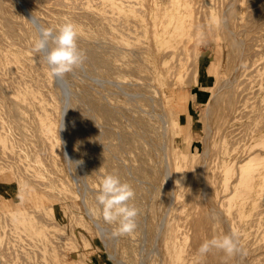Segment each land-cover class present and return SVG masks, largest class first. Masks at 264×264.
Listing matches in <instances>:
<instances>
[{
	"label": "rangeland",
	"instance_id": "1",
	"mask_svg": "<svg viewBox=\"0 0 264 264\" xmlns=\"http://www.w3.org/2000/svg\"><path fill=\"white\" fill-rule=\"evenodd\" d=\"M128 1L122 4L123 7H120L118 0H20V3L23 5L22 7L18 0H3L4 10L0 13V16H9L14 21L15 32L12 37L6 35L3 20L0 18V264H115L112 261L113 259L109 257L111 250L106 247L105 240L116 246L117 259H121L125 264L137 263L136 260L138 258L136 255L139 254L138 250H140L139 246L141 242L138 229L136 228L131 235H113L116 225L105 223L102 219V214H100V207L98 204L97 206L95 205L96 199L93 200L92 198V194L96 197L99 192V177L105 174H112L109 173L106 164L112 167V170H115L113 161H118L116 168L120 167L124 170V173L118 175L121 176L119 178L122 182L127 180V183L130 185L133 183L136 187L148 188L151 193H149L150 197L154 195V187L157 188L163 180L161 178L164 173L162 168L158 174L150 173L147 175L144 174L143 176L134 175V172L131 171L133 166L138 165V161L139 166L144 167L159 164V162L155 163L158 158L151 159L152 157H149L148 151L150 145L144 141H141V144H143L144 151L147 154L143 152V148L139 149L137 146L138 149L131 147V151L129 150L130 148L123 150L121 148L116 153H113L111 150L106 152L107 149H110L106 148L109 146V143L105 138L100 136V134L103 135L105 128L103 126L102 128L98 127L101 124L98 120L97 113L92 111L94 110L92 104L94 105L95 101L100 102L101 99L103 100V96L105 98L107 96L108 99L110 96L112 97L109 99V102L107 100L109 106L112 104L111 107L120 104L124 98L123 93L126 91L125 88L133 89L140 81L138 77H135L137 73H133L134 76L132 73H129L121 77L122 81L126 82L127 80L129 82L128 86L130 87H123L121 82H119V85L117 84L118 87L114 85V89L123 90V93L117 90L112 92L111 90L113 89L109 90L110 86L102 80L104 77L101 80L99 78V81L97 79L94 81L91 80V83L94 82L93 87L89 82L90 79H94V76L91 77L90 74L86 78L84 77L86 74L81 76L83 73H87L86 69H82L89 63L83 64L78 68L81 70V75H79L78 69L77 71L76 69L73 70L76 73L71 72L72 75L79 73L77 75L79 79L75 75L76 78H71L72 75L70 73L66 74H70L69 79L66 75L64 79L63 77L62 79L51 77L48 72V65L44 59L46 53L36 52L34 50V42L38 38V28L40 26L54 29L65 20H70L77 25L78 35L87 40H84V43H87V45L83 44V41L80 43L83 46L79 44L83 53L89 50L88 48L93 46L94 43L92 50H102V48L106 47L105 45L109 46V44H115L116 47L121 44L127 49L129 48L127 50L128 52L133 48H139V46L142 48L149 47L148 35H143L142 32L148 31L150 26V12L148 11L151 8V5H149L150 2H148L150 0ZM232 1H234L233 10L235 13L231 22L235 29L243 30L246 26L250 27L249 29L254 28L251 29V32H254L250 36H255L256 41L254 42L253 38L250 42L251 44L256 43L259 46L256 51L260 52L256 56H249L251 50H245V53H243V50V54H239V52L236 54L230 53L224 31L220 28V14L224 9L223 6L225 7ZM252 3L255 6H252ZM193 4L195 12L193 13L194 16L191 17L192 26L189 28L190 37L185 50L176 58L174 72L170 74L171 77L169 78V81L171 80V83H173L171 87L176 90V93L182 99L186 100V111L177 109V116L174 118L175 121L178 120L180 124H183L185 129L181 132L174 126H171L168 132L170 142H166L165 140L169 136L161 138L160 142L157 143L158 147L155 146V148H159L158 152L162 155L165 152V148L161 144L162 141V143L165 142L169 145L171 152L178 151L176 152V157L173 159H175L182 173V182L177 191L179 202L176 206L177 210L175 213L181 216V222L185 225L188 220L189 222L192 221L190 217L193 215L191 219H194L196 214L198 215L200 207L204 206L203 202H205L206 207L210 203L212 206L215 205L211 199L207 198L206 201H202L203 197L201 199V188L194 173L195 171L197 172V165L202 162L207 169L210 191L216 195L215 200L217 203H215L218 207L217 205L215 206L224 213L225 221L223 224L226 226L227 220V227L231 230L228 231L236 234L239 240V247L240 249L243 248V250L241 249L242 251L240 250V252L232 256H226L222 251L214 249L203 258L197 255V251L190 255L184 253L189 259L185 264H264V225L258 220V218H264V199L259 203L256 211L253 210L251 214L243 216V212L238 205V197L246 191V188H239L237 193H235V198H233L234 196L231 193L224 196L228 192H226L225 187L222 185V173L227 162L239 159H244V161L248 159L254 160L257 157L252 153H256L261 147L260 143L262 139L256 138L255 134L262 132L264 129L262 128L264 126L262 124V122L264 123V0H236V2L235 0H194ZM127 6H132V8ZM27 9L29 12L26 11ZM250 10H254V13L251 11L252 15L249 13ZM3 13L5 15L2 16ZM30 17L34 18L35 24L34 22H30ZM95 39L102 43L103 41L104 43L106 42L105 44H101L104 47L102 46L100 48L99 46V49H94L98 47L96 44L99 43ZM88 44L91 45L88 46ZM85 45L88 48L84 47ZM135 46L138 47L136 48ZM110 47H107L108 49L104 48V50L109 51L114 46ZM117 51L118 48L114 52L116 53ZM256 51H252L253 53L251 55H255L257 53ZM109 54L114 55L111 52ZM84 58L86 60L83 63L88 62L86 55H84ZM241 58L243 61H241ZM12 59L17 60L13 61ZM114 62L117 66L122 65L118 57L115 58ZM250 62H253V65ZM150 63V70H145V72L159 74L158 67L156 66L158 63L157 59L151 57ZM237 64L240 68L242 67L241 69H243V65L251 66L244 67L246 69L243 71L238 69L239 66ZM197 67L201 69H199V77L201 71L203 72L207 67L211 69L212 79L210 85L213 90L218 85L220 79L223 80L229 77L233 83L237 80L234 83L232 105L228 106L225 102L218 104L220 107L219 110L222 112H227L230 108L233 110L231 122L227 127L226 118L218 119L214 116L205 120L202 111L205 109V104L213 90L201 89L198 84L194 83L193 70ZM238 73L240 76L237 75ZM236 76L238 78H235ZM70 78L73 79V83ZM80 79L85 80L87 85L80 86L81 88L78 87L79 85L86 84L85 82L79 84ZM200 79L204 85H207L205 79L202 80V77ZM64 80L66 82L69 81L68 84H64ZM70 84L74 86L73 89ZM66 85L68 86V90ZM95 85L97 87L98 85L108 86L107 88L103 86L100 89V87L97 88ZM88 86L90 88L92 87L91 90ZM181 86L182 88H180ZM104 87L105 90H103ZM77 89L84 90L79 91ZM95 89L96 91L102 92V95H100V92H95ZM106 89L120 96L114 97L116 96L115 94L114 96L113 94H108L109 97L108 95H103L104 93L107 94ZM66 90H71L70 92L76 91L75 93L77 95H74V93V96L72 93L68 94ZM82 92H88L91 95L89 98L93 97L94 100L93 98L92 100H88L86 94ZM96 93H99V95ZM78 95H82V97L78 98ZM170 95V93L166 92L164 99H169ZM70 96L75 97L76 100L79 99L81 104L78 103V107L81 112V109L86 106L85 104H89L84 108V110L90 108L89 112L85 113L83 110L84 113L81 115V112L79 110L77 111L76 120L78 123H83L84 118L82 119L81 117H92L94 114L92 118H87L89 122L93 121L92 128H88L89 133L95 134L94 136L90 135L93 139L91 138V143L88 145L89 147H93L91 148L92 150L86 146L89 143L81 142V144H78V140L72 143L65 141L67 140V133H65L67 131L63 127L65 126L63 123L66 122L65 116H67L68 111L70 112V103H68L71 98ZM83 97L84 99H82ZM10 98L13 103H10ZM113 99H115V102ZM90 101L93 103L90 104ZM12 106L13 109L11 111ZM87 107L89 108L87 109ZM176 107L178 108V106ZM68 108L69 110H66ZM13 112L17 113L18 116L14 114L16 118L13 117ZM188 117H191V129L190 134L186 135V122ZM41 119H48L52 124V129L49 131L43 129L40 126ZM207 121L211 123L212 127L209 137H206L204 129ZM257 127L260 129L255 130ZM98 133L99 135H97ZM99 137L100 139H97ZM142 138L136 135L137 140H142ZM146 140L151 143L149 138ZM103 143H105V147L102 146ZM78 145H82V148H79ZM72 149L75 151L74 154ZM93 149L96 152L99 151L97 152L99 155L95 152L93 153L95 151ZM68 150L70 154H73L71 156L75 157L79 155L77 157H81L79 158L81 162L79 163V159H76L77 157L74 158L75 161L74 159L71 161V157H68ZM100 150L102 154H100ZM137 150L139 151L137 152ZM78 151L80 152L79 154L77 153ZM109 151L113 153L111 156L108 155L110 154ZM101 156L105 159V156L108 157L107 159L111 157L113 160H100L102 158ZM139 156L143 160H137ZM203 156L207 160L204 161L206 158ZM65 157L71 162V166ZM85 159L93 164H89ZM82 162L84 163V167L81 165ZM130 162L132 166L129 165ZM78 164H80L81 168H77L79 166ZM104 164L105 167H103ZM128 165L130 167H127ZM71 167L74 169L72 168V170ZM95 173H98L97 175L99 177ZM125 173H130V176ZM92 176L97 178L98 182ZM156 176L157 178H155ZM79 178H81V181ZM145 181L148 184H144ZM149 183L151 184L150 187ZM82 184L87 185V190L83 193L78 187ZM88 190L95 192L90 195L89 192L92 191L88 192ZM218 196L219 200L217 198ZM222 199L226 201L223 200V202ZM197 210L198 212L196 213ZM88 212L91 217L88 216ZM255 212L260 213L259 217L258 214L254 215ZM93 217L94 220H92ZM25 218L27 219L25 224L19 222V220L21 221V219ZM202 220H199V225L196 226L195 233L193 228L189 226V222L186 224L187 227L181 229L185 233L181 241L185 246L191 247L193 244H196L198 249L205 240L222 236L217 231L211 232L209 222L204 219L207 223H202ZM96 224L103 228L101 229ZM232 225L234 226L232 227ZM106 227L112 230L111 239H109L111 232ZM219 227L221 230L223 229L221 222H219ZM105 234H108L107 237ZM103 235L105 237H102ZM107 251H109L108 254ZM242 252L244 256L241 257L239 255H243ZM235 255L238 256V259Z\"/></svg>",
	"mask_w": 264,
	"mask_h": 264
},
{
	"label": "bare ground",
	"instance_id": "2",
	"mask_svg": "<svg viewBox=\"0 0 264 264\" xmlns=\"http://www.w3.org/2000/svg\"><path fill=\"white\" fill-rule=\"evenodd\" d=\"M18 1L20 3V0H18ZM118 1L120 3V7H123V5H122L123 3L129 2L128 0H118ZM193 1H191V0H150V1H148V2H150L149 5H151V8L149 10L147 9L150 12V19H149V25L150 26H149L148 31L146 30L145 32H142L143 35H146V36L148 35L149 47H145L146 49L142 48L141 46H139V48L141 47L139 49V48H137L138 46H135L137 49L133 48L130 50V51L134 50L133 52H130V51L128 52L127 50H129V48L127 49L126 47H124L123 45H121L119 43H118L119 44L118 47H116L114 43H112L114 45L109 44V46L105 45L106 47H104L103 45H101L104 43V41H103V43L99 42L100 39L98 38V40H99L98 41V40H96L97 39L96 38L95 40L97 42H99L100 45H99V43L96 44L98 47H95L94 49H96V48L99 49V46H100V48L102 46L104 48L114 46L115 49L113 47L112 48L113 51H111L112 49H110L111 48L110 47L109 51L106 49H105L106 50L105 51L104 48H102V50L101 49L100 50H92L93 49L92 47H94V44H95L94 41H93V43H94L93 46H90L88 48V46L91 45L92 43L88 44V46H86L87 43H84L85 42L84 40H86V39L80 35H78V37H77L78 47L80 48V45L83 46V44H86L84 47H87L89 49V50L84 51L85 52L84 55H86L88 62L83 63V64H88V63L89 64L82 69V70L86 69L87 73L82 74L80 72L81 70L78 69L79 67H77L75 69H76V71L78 69L80 74L77 73V74L72 75L70 73L72 75L71 78H73L75 76L77 77L78 74L79 75L82 74L81 76L86 74V75H84V77L86 78V76L90 74L91 77L94 76V79H90V82H89L90 84L93 85L94 82L91 83V80L94 81L96 79L98 80L99 78L101 80L104 77L105 79L103 78L102 80L104 81V83L106 82L110 86L109 90L113 89V90H111L112 92L117 90V89H114V85H117V84L119 85L120 84L119 82H121L123 87L124 86L125 87L127 86V88L130 87V86H128L129 82H127V80H126V82L121 80L122 76H125L129 73H132V75H133V73H137V76H135V77H138V79L140 80L136 84L135 88L134 87H133V89H126L125 88L126 91L124 93H123V90H119V89L117 90L118 92L121 91L124 95V96L122 95L124 97L123 100H121L119 98L121 100L120 104H117V105L112 106V107H111L112 104H110V106H109L108 102H109V99L112 97L111 96L109 97L108 94H111V95L113 94V96H114L115 93H111L107 89H106L107 94L104 93L103 95H108L109 99L107 98V96H106V98H105V96H103V100L101 99L100 102L95 101L94 105L92 104V107L94 106V110H92V111L97 113L98 120L101 124V126H98V127L102 128V126H103L105 128V130H103V132H104L103 135L100 134V136H102V138H105L107 140V142L109 143V144L108 143L107 144L110 147L108 146L106 148H110V149H107L106 152L108 150H111L113 153H116L121 148H122V150L125 148H127V149L130 148L129 150L131 151L132 150L131 147H136V146L139 149L143 148V152H145L144 151L145 148H144L143 144H141V141H144L150 145V146L148 145L149 146L148 154L150 155L149 157H152L151 159H153V158L159 159L160 158V160L157 159L155 161V163L159 162V164H154L152 166L150 165L149 167L145 166L146 168L144 166H139V161L137 162V160H140V161L143 160V158L141 156H139V157H137L138 159L135 158V159H137L136 162L138 165L133 166L131 171H133L134 175H137V176H143L144 174L147 175L150 173L158 174L160 172L161 168L164 172L163 177H161V178H163L162 182L158 180L159 182H161V183H159L160 185L157 188L154 187V192H153L154 195L152 194L153 197L149 196L150 191L148 188L138 187V186L136 187L135 184L132 183L133 179L131 178L132 179V182H131L132 185L131 186L134 189L135 197H134V200L130 201V203H133L136 206V208L138 209V216L136 217V222H137V229L140 232L139 233L140 234L139 239L141 241L140 246H139L140 250H138L139 254L136 255L138 258V260H136L137 261L136 264H151V263H153V264H165V263L185 264L189 259H188V256L184 253H187L188 255H190L191 253L197 251V245L196 244H193V246H191V247H187L181 242L183 239V236L185 235V233L181 229L183 227H187L186 224L189 222V220H188V222H186V224H185L186 226H185L184 223L181 222V220H182L181 216H179L175 213V211L177 210L176 206L179 202L177 191H178L179 186L181 185V182H182V173L179 170L175 159H173L176 157V152H178V151H176V152L172 151L171 152L169 145L165 142L162 143V141H161V144H163V146L165 148V152H163L164 154L163 153H162V155L159 154V152H158L159 148L158 149L155 148V146H157V143L160 142L161 138H166L169 136L168 132H169V129L171 126H174L178 131H181V132H182V130L185 129L184 125L180 124L178 122V120L175 121L174 118L177 116V109H180L181 111H186V105H185L186 100L182 99L179 96V94L176 93V90L173 87H171V85L173 83H171V80L169 81V78L171 77L170 74L174 72L176 58H178L179 55L185 50V47L187 46V42H188L189 37H190L189 28L192 26L191 17L194 16L193 13L195 12V8L193 6L194 5ZM131 2H132V0H131ZM233 2L234 1H232L231 3H228L225 7L223 6L224 9L222 10V12L220 14L221 15V19H220L221 20V22H220L221 27L220 28H222L224 31V35H225V38L227 39L228 47L230 48V53L236 54L237 52H239V54H243V53H245V50H251L250 52L253 53L254 51L257 50V47H259V46H257L256 43L251 44V42H250L255 37V36H253V37L250 36V34L254 32V31L251 32V29H254V28L249 29L250 27L246 26L243 30L235 29L233 23L231 22V19L235 13L233 10V7H234ZM235 2H236V0H235ZM3 3H4L3 0H0V13H2V11L4 10ZM21 3H22V1H21ZM133 3L135 4V2H133ZM252 4H251L252 6H255L254 3H252ZM22 7H23V5H22ZM127 7H129V6H127ZM247 7H249V6L247 5ZM129 8H132V6ZM24 9H25V6H24ZM26 11L29 12L28 9ZM148 11H147V13H148ZM251 11H253V13H254V10H250L249 13H251ZM263 11H264V9H263ZM260 12L262 13L261 10H260ZM3 15H5V14L3 13L2 16ZM251 15H252V13H251ZM263 15H264V13H263ZM0 18L3 20L6 35H10V37H12L14 35V32H15L14 21L9 16H3V17L0 16ZM34 24H35V22H34ZM254 27H257V26H254ZM249 30H250V33H249ZM247 34H249V35H247ZM257 38H258V35H257ZM103 40H105V39H103ZM81 41H83L82 42L83 44H80ZM255 41L256 40L254 38V42ZM107 44H108V42H107ZM116 48H118V51L115 53L114 51H116ZM243 50H244V52L242 53ZM108 52L109 53L111 52L114 55L109 54ZM246 52H248V51H246ZM256 52L257 53H255V55H251V53H250L249 56H256L260 51H256ZM194 54H196V53L194 52ZM192 56H194V55H192ZM116 57H118V59L121 60V63H122L121 66H117L115 64L114 60ZM151 57H153V58L155 57L158 61L156 66L158 67L159 74H156L153 72H148V73L145 72V70H150V67H151L150 59H151ZM214 57H213V59H214ZM241 57H243V56L241 55ZM249 58H251V57H249ZM12 60L15 61L17 59H12ZM85 60L86 59L84 58V61ZM194 60H196V59H194ZM249 60H251V59H249ZM241 61H243V59ZM207 63L208 62L206 59V64ZM243 66L247 68V67H250L251 65H249V66L243 65ZM234 67H236V66H234ZM244 67H243V69H241L242 67L240 68V66H239L238 69H241L244 71V69H246ZM199 69L200 68L197 67L195 70H193V75H194V79H195L194 83L198 84L201 89L212 91L213 89H212V86L210 85L211 79H212L211 78V75H212L211 69H208V67H207L206 70H203V72L201 71L200 77H199V71L201 69L200 70ZM235 69H237V67ZM233 71H234V68H233ZM233 71H231V72H233ZM73 72L76 73L75 71H73ZM230 74H232V73H230ZM69 75H66V76H68V79L70 77ZM237 75H239V73ZM229 76H231V75H229ZM201 77H202V80L203 79L206 80L207 85L206 84L204 85L201 82V79H200ZM71 78H70V80H72V83H73L74 81ZM80 78L85 79L83 77H80ZM235 78H238V77L236 76ZM63 79H64V77H63ZM77 79H79V78L77 77ZM82 79H80L79 84H82L83 82H85V80H82ZM135 79L137 80V78H135ZM88 80H89V78H88ZM64 81H65L64 84H68V82H69V81L66 82V80H64ZM75 82H78V81H75ZM235 82H237V80L234 81V83ZM97 83H96V85H97ZM130 83H131V85H133L132 82H130ZM234 83L231 81V79H229V77L227 79H223V80L220 79L216 88L211 92L212 94L210 95L208 101L205 104V109L202 111L205 120L209 119L210 117H214V116H216V118H218V119L219 118H226L227 119L226 127L228 126V124L231 122V119H232L233 110H232V108H230V110H228L227 112H222L219 110L220 107L218 104L221 102H225L228 106L232 105L233 91H234V85H235ZM98 84H100V83H98ZM75 85H77V84H75ZM85 85H87V83L84 85L82 84V85H79V86L77 85V86L82 87ZM108 85H103V86H106V88H107ZM118 85H117V87H118ZM71 86L73 89L74 86L73 85H71ZM103 86L98 85V87H100V89H102ZM88 87L90 88V86H88ZM93 87H94V85H93ZM66 88L68 90V86ZM86 88H87V86H86ZM91 88H90V90H91ZM178 88H177V90L179 91V89L182 88V86L179 89ZM67 90H66V92L68 94L72 93V95H73V93H74V95L75 94L77 95V93H75L76 91L73 90L74 92H70L71 90L70 91H67ZM77 90H79V89H77ZM83 90L84 89H82L81 91H83ZM103 90H105V87ZM180 90H182V89H180ZM87 91H88V89H87ZM92 91L94 92V90H92ZM88 92H82V93L86 94V96L88 97V100L89 99L92 100L93 97L89 98V96L91 97V95H89ZM95 92H100V91H96V89H95ZM166 92L171 94L169 99H164V95L166 94ZM101 93L102 92H100V95H102ZM96 94L99 95V93H96ZM82 95L81 96L78 95L77 97L81 98ZM4 96H6V95H4ZM117 96L118 95H116L114 97H117ZM104 98L106 101L104 100ZM82 99H84V97ZM82 99H80V100H82ZM11 100L12 99L10 98L9 101H11ZM93 100H94V98H93ZM107 100H108V102H107ZM114 100L115 99H113V101ZM82 102L84 103V101H82ZM10 103H13V102L11 101ZM68 103H70V105L68 104L70 107V112L68 111L67 116H65L66 122L63 123V125H65L63 127H65V130L67 131V132H65V133H67L66 134L67 140H65V139L64 140L68 141V143H72L73 141H77V140L79 141V142H77L78 144L79 143L81 144V142L82 143H89L86 145L87 147H89L88 145H90V143H91V138L93 139V137H91L90 135H93V136L95 135V134H91L88 132V128L89 129H90V127L92 128V125H93L92 124L93 121L90 120L91 122H89L87 119L91 116H89V117L86 116L87 118H85L84 116L81 117L82 119L84 118V120L82 121L83 123H78V121L76 120V117H77L76 113L78 110L80 111V109L78 107V103L79 104H81V103H80L79 99L76 100L75 97H71ZM91 103H93V102L90 101V104ZM85 105L88 106L89 104L88 105L85 104ZM176 106H178V108ZM92 107H91V109H92ZM84 108L81 109L82 112L80 111L81 115L84 112L85 113L89 112V109H90L89 107H87V109L89 108L88 110H84ZM12 109H13V106L11 108V111H12ZM66 110H69V108ZM83 110H84V112H83ZM155 112H157V114H155ZM17 113H18V111H17ZM17 113L13 112L12 113L13 117L16 118ZM14 114H16V115H14ZM60 114H62V113H60ZM78 114L80 115L79 112H78ZM173 114H175V115H173ZM93 116H94V114H93ZM95 122H97V121H95ZM186 123H187L186 135H189L190 129H191V117H188V120ZM89 124H91V125H89ZM262 124H264V123L262 122ZM262 124H261V126H263ZM205 125L206 126L204 129H205L206 137H209L211 130H212L211 123L209 121H207V124H205ZM40 126H42L43 129H45L46 131H49L52 129V124L49 122L48 119H41L40 120ZM61 126H62V123H61ZM262 128H264V126ZM257 129H260V128L257 127L255 130H257ZM93 130H95V129H93ZM89 131L92 132L91 130H89ZM61 133H63V132L61 131ZM96 133H97V131H96ZM97 135H99V133ZM136 135L138 137H143L145 139L142 138V140L141 139L137 140ZM61 137L63 138V136H61ZM255 137L262 139L261 143H260V145H261L260 149L258 151H256V153H252L257 158L254 160L248 159V160L244 161V159L243 160L239 159V160H233V161L227 162V164L225 165V168L223 169V173H222V176H223V184L222 185L225 187L226 192H228V194L225 193L224 196H227L231 193L232 196H234L233 198H235V193H237L239 188H241V187L246 188V191L238 197V200H239L238 205L240 207V210L243 212L242 213L243 216H245L247 214H251L253 210L256 211L257 206H259V203L264 199V129L262 130V132L255 134ZM64 138H65V136H64ZM147 138H149V141L151 143L147 142V140H146ZM169 138H170V136L165 139L166 142L169 141ZM59 139H60V137H59ZM94 139H96V138H94ZM97 139H100V137ZM105 139H102V140H105ZM205 140H207V139H205ZM61 141H62V139H61ZM94 142L97 144L96 141H94ZM99 143H101V142H99ZM104 145H105V143H103L102 146H104ZM81 146H79V148H82ZM91 146H94V145H91ZM79 148H78V150H79ZM89 148L91 149L93 147H89ZM101 148H103V147H101ZM66 149H68V148H66ZM70 149H71V147H70ZM105 149H103V150H105ZM204 149H206V148H204ZM93 150H95V149H93ZM72 151H73V149H72ZM111 151H109V153ZM138 151L139 150H137V152ZM74 152L75 151H73V154H74ZM94 152L97 153L99 151L96 152V150H95V151H93V153ZM68 153H69L68 157H71V161L75 157L79 156V155H76L75 157L71 156L72 153L70 154L69 150H68ZM77 153L79 154L80 152L78 151ZM113 153H110L108 155L111 156V154H113ZM100 154H102V151L100 152ZM204 154H205V152H204ZM97 155H99V154L97 153ZM134 156H136V155H134ZM205 156L207 157V155H205ZM205 156H203V157H205ZM101 157L102 158H100V160H102V159L106 160L108 158L107 156H105L106 159L103 158V156H101ZM113 157H115V156H113ZM79 158H81V157H79ZM79 158L77 157L76 159L78 160ZM82 159H84V158H82ZM109 159H111V157H109ZM109 159H107V160H109ZM111 160H113V159H111ZM115 160H117V159H115ZM205 160H207V158L204 159V161ZM74 161H75V159H74ZM78 161H79V163L81 162L80 159ZM78 161H76V162H78ZM86 161L88 162V160H86ZM128 161H129V159H128ZM152 161L154 162V160H152ZM93 162H94V160H93ZM100 162H102V161H100ZM117 162L113 161V164H114L113 167H115V170H112L113 168L110 167L108 164H106V167L108 166L109 173H112L113 175L118 176V175L124 173V170H122V168H120V167L116 168L117 167L116 164H118ZM119 162H121V161L119 160ZM72 163H74V162H72ZM88 163L91 165L93 164L91 162H88ZM83 164L84 163L82 162L81 165L84 167ZM69 165L71 166L70 163H69ZM78 165L79 166L77 168L80 167V164H78ZM129 165L132 166L131 162L129 163ZM129 165L127 167H130ZM70 166H69V168H70ZM93 166H95V165H93ZM73 167H71V169ZM103 167H105V164ZM125 171H127V170H125ZM131 171H130V173H132ZM88 173H90V172H88ZM130 173H127V174L125 173V174L130 176ZM97 174L95 173V175H97ZM194 175L196 176L197 182L201 188V199L203 197L202 201H206V199L208 198V199L213 200L214 204L217 205L216 204L217 201L215 200L216 195H214L210 191V184L208 182V174H207V169H206L205 164L203 165L202 162H201V164H198L197 165V172L195 171ZM194 175H193V177H195ZM97 177H99V176L97 175ZM119 177H121V176H119ZM92 178L97 180V178H94L93 176H92ZM123 178L126 180L125 177H123ZM155 178H157V176ZM73 179H75V178H73ZM79 179L81 181V178H79ZM150 180H152V179H150ZM97 182H98V180H97ZM125 182H128V181L126 180ZM135 183H137V182H135ZM138 183H139V180H138ZM144 184H148V182L146 183V181H145ZM75 186H76V184H75ZM140 186H142V185H140ZM145 186H148V185H145ZM150 186H151V184L149 183V187ZM78 187L80 190H82V193L85 192V190H87L86 184H82L81 186H78ZM151 188H153V187H151ZM89 191H92V190H88V192ZM93 192H95V191L89 192L90 195ZM92 196H93L92 197L93 200H95V197L93 194H92ZM84 197H86V196H84ZM217 198L219 200V196ZM220 198H222V196H220ZM82 200H83V198H82ZM223 200L224 199H222V201ZM148 201H150V202H148ZM224 201H226V200H224ZM203 203L202 204L205 206L206 205L205 202H203ZM210 204L207 207L205 206V208H204V206L201 205L202 207H200V209H199L200 212L198 213V215L196 214V217H194V219H191V218H193V215L190 217V220H192V221L189 222V224H190L189 226H191V228H193L194 233L196 232V226L199 225V220L203 219L202 223H207V221L209 222V225L211 226V232L217 231L222 236L225 234H232L230 232L231 231L230 228L227 227L228 226L227 220H226V226H224V224H223L225 221L224 220L225 217L223 215L224 213L222 211L218 210V208H217L218 205L216 207L215 205L212 206ZM95 205L97 206V201H96ZM84 206H86V205H84ZM89 212H88V216H90ZM197 212H198V210L196 211V213ZM100 214H102V212ZM255 214L257 215L258 213L255 212L254 215ZM259 215H260V213L258 214V217H259ZM100 217H102V216H100ZM204 219L207 221L205 222ZM26 220H27L26 218L21 219V221L19 220V222L25 224ZM92 220H94V217ZM258 220H259V222H261L262 225H264V218H262V219L258 218ZM101 221L103 222V220H101ZM27 222L29 223V221H27ZM219 222L222 223V227H223L222 230L223 231L219 227ZM100 224L102 225L101 222H100ZM103 225L106 226L105 224H103ZM27 226H28V224H27ZM233 226L234 225H232V227ZM98 227H100L101 229L103 228L101 226H98ZM109 227H106V228H109ZM110 228H109V231L111 232V234L109 235V239H111V235H112V230ZM107 230H105V231H107ZM207 230L209 231V229H207ZM228 230H230V231H228ZM97 232H98V230H97ZM105 233H107V232H105ZM105 235L107 237L108 234H105ZM105 235H103L102 237H105ZM112 238H113V236H112ZM113 239H112V241H113ZM139 239H137V240H139ZM137 240H135V241H137ZM114 242H115V240H114ZM114 242H112V243H114ZM104 243H105L106 247L110 248V250H111V252L107 251V254L109 252V257L111 259H113L112 261H114L115 264H125L121 259L120 260H119V258L117 259L116 246H114L113 244L109 243L106 240L104 241ZM139 247H137V248H139ZM241 249L243 250V248H241ZM242 254H243V252H242ZM239 256L242 257V256H244V254L239 255ZM236 257L238 259V256H236ZM235 261H236V259H235ZM246 264H248V263H246Z\"/></svg>",
	"mask_w": 264,
	"mask_h": 264
},
{
	"label": "clouds",
	"instance_id": "3",
	"mask_svg": "<svg viewBox=\"0 0 264 264\" xmlns=\"http://www.w3.org/2000/svg\"><path fill=\"white\" fill-rule=\"evenodd\" d=\"M33 21L32 17L30 22ZM77 37V25L70 20H65L54 29L43 26L38 28L34 50L46 53L44 59L51 77L62 78L83 64L84 53L78 47ZM134 197L132 186L122 182L119 176L105 174L100 177L99 192L95 199L105 223L116 225L113 235H131L137 228L138 209L130 203ZM214 249L222 251L226 256H232L241 250L236 234L232 233L205 240L197 249V255L203 258Z\"/></svg>",
	"mask_w": 264,
	"mask_h": 264
}]
</instances>
